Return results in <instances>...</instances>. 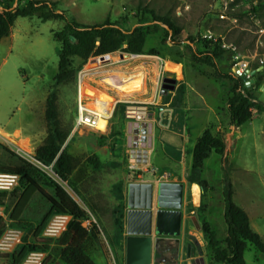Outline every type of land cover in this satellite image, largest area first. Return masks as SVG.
Returning a JSON list of instances; mask_svg holds the SVG:
<instances>
[{
  "label": "rangeland",
  "instance_id": "rangeland-1",
  "mask_svg": "<svg viewBox=\"0 0 264 264\" xmlns=\"http://www.w3.org/2000/svg\"><path fill=\"white\" fill-rule=\"evenodd\" d=\"M14 1H5L4 5L10 6ZM39 1L53 3L54 8L62 11L67 19H73L80 25L100 24L109 20L117 22L126 30L138 22L140 15L136 12L140 6L152 10L157 16L169 19L181 31L173 39H169L162 27L158 28L157 32L147 35L144 53L136 58L133 57L134 54L121 51L107 54V63L98 65L95 73L88 75L90 79L80 76L78 81V74L82 69L97 65L95 58L98 56L89 57L83 64L80 59L75 58V79L65 84H56L54 75L59 44L53 33L63 28L64 21L54 18L43 21L36 16L16 18L10 28L14 37L12 51L5 55L0 49V166L7 169L0 173V191L10 193L18 187L19 176L11 170L18 165L19 158L26 159L40 171L38 181L46 193L53 194V189L47 185L44 175L60 183L88 212L89 219L100 218L99 225L113 223L119 219L124 207V183L131 175L132 178L136 176L128 168L127 159L129 149L135 143L133 128L123 119L124 104L119 101H147L149 112L155 111V125L160 131L162 125L157 124L159 115L153 105L154 99H157L158 106L161 107L169 102L168 107L173 108L172 122L179 127L185 124L188 139L186 150L177 154L170 147H166L165 151L164 144L157 140V137L154 138L156 149L153 155L160 168L158 170L161 172L163 167L167 168L166 152L171 151L173 157L177 160L180 158L176 165L177 170L189 176L190 182L197 184V180L206 181L204 188H200V201L194 212L198 226L196 233L202 237V241L205 243L206 240L200 225L203 221H208L224 245L226 225L223 220V176L231 183L233 202L247 213L252 229L264 241V111L253 109L249 121L239 127L230 125L227 112L229 85L218 75L231 74L229 51L224 49L225 54L212 65L198 61L194 55L203 51L200 39L210 32L219 42L223 39L226 44L236 45L241 53L248 54L247 51H251L252 56L256 54L257 57L250 60L249 67H258L256 61L259 58L264 59V36L262 45L257 46L256 42L257 28L259 25L264 26V0H260L263 4L256 14L259 25L249 18V8L255 5L251 0L230 1L227 20L218 17L223 11L224 0ZM257 1L259 0H255V3ZM24 2L25 0H16V5H22ZM145 15L151 18L150 14ZM230 18H235L236 22L230 23ZM150 49H155L158 53L150 54ZM168 58L178 63L166 60ZM122 66L129 71L123 72ZM168 71L183 80L179 83L176 80L173 89L162 94V79L174 78L173 75H168ZM110 72H114L112 92L111 89L107 90L103 79ZM124 75H127V80ZM128 76L133 85L137 86L133 87L135 92L129 88L131 84ZM254 79L252 75L251 79L246 80L249 87H253ZM92 90L94 94L89 92ZM106 93H110L109 99L104 97ZM252 93L256 101L264 104V77L259 86L253 87ZM52 94L56 97L58 122L68 132L63 147H66L67 152L77 161L72 175L64 181L54 173V167L38 163L35 153L36 147L47 134L45 103L47 97ZM96 94H102L101 97L108 99L107 102L118 100L108 127L101 129L76 126L78 99L80 101L81 97L85 98L83 103L90 105L92 97ZM182 106L191 109L186 121V112L184 113ZM165 116L167 114L162 112V121ZM107 123L108 121L106 126ZM146 124L149 126L150 121ZM206 129L223 139L226 149L221 155L211 153L204 160L201 169L194 173L190 166V150ZM151 137L147 135L148 139ZM92 155L98 157V166L88 162V157ZM143 167L139 165L133 171L138 172V169ZM86 175L89 177L84 178ZM14 201V198L8 197L0 205V264H64L59 259L62 248L60 237L65 230L67 219L58 217L62 215H52L42 232L34 237L32 229L48 212V201L39 193L31 198L22 214L23 223L28 225L15 223L9 218ZM82 223L88 225L87 221ZM102 229L108 238L104 226ZM80 235L75 233L73 241L79 239ZM98 237L97 243L101 242L108 253V241L105 243V237L100 234ZM25 242L37 244L41 250L27 254L16 263L17 254ZM243 258L244 264H264V254L258 252L251 243H247Z\"/></svg>",
  "mask_w": 264,
  "mask_h": 264
},
{
  "label": "trees",
  "instance_id": "trees-1",
  "mask_svg": "<svg viewBox=\"0 0 264 264\" xmlns=\"http://www.w3.org/2000/svg\"><path fill=\"white\" fill-rule=\"evenodd\" d=\"M262 4V1H257L255 5L249 8L251 11L249 13L257 14ZM136 13L140 15L138 22L129 30L123 29L117 22L109 20H105L100 24L80 25L73 19H67L62 11L54 8L53 3L25 0L22 5H16L15 7L10 5L0 11V40L8 36L12 24L18 17L36 16L43 21L50 18L63 20V28L53 33L54 39L59 44L54 81L56 84H65L75 79L77 71L73 66L75 58L80 59L83 64L91 56L107 55L116 51L128 54H143V47L148 34L155 33L158 28L162 27L165 35L169 39H173L181 31L172 21L155 15L152 10L138 6ZM145 13L150 14L151 18L146 17ZM70 37H73V41H71ZM200 46L203 51L194 55L197 56L196 59L198 61L206 64H214L215 60L225 54V50L217 43L205 38L200 39ZM149 53L158 52L155 49H150ZM166 60L178 63V61L170 58ZM113 74L114 72H110L103 77L104 83L108 87L107 90L111 89V92L114 87ZM218 75L221 78L223 77V80H226L229 85L227 112L230 125L239 127L249 121L252 117L253 109L264 111V104L256 101L252 93L253 87L259 86L264 77V63L261 69L255 68L253 87H249L241 77H234L232 74L219 73ZM107 97H110V93H107ZM44 118L47 123V134L45 139L35 149L36 158L45 165L53 163L54 172L64 181L72 175L77 161L67 152L66 147L62 148L68 132L58 122L56 97L53 94L46 99ZM225 149L226 143L223 139L214 136L207 129L204 130L191 150V171L194 173L199 171L204 160L211 153L221 155ZM5 150L12 154L7 148ZM87 160L94 166L99 164L96 155L88 157ZM4 171H7V169L0 166V173ZM11 171L19 176L18 187L10 193L0 191V205L8 197L15 199L9 218L15 223L28 225V223H23L22 214L31 198L36 193L41 194L48 201L49 210L32 229V235L37 237L52 215L70 216L60 237L62 245L59 254L60 261L64 264H98L91 258L85 242L77 245L68 244L74 233L83 235L86 238V242L91 241V243H94L98 241L96 225L93 222H90L88 227L82 225V222L88 218V212L75 201L60 183L44 175L47 179V185L53 189V194L46 193L38 181L40 171L26 159L19 158L18 165L14 166ZM196 182L200 188H204L206 185V181L202 179ZM222 189L224 201L223 220L226 225V236L223 239L224 245L217 238L208 221H203L200 228L205 236L211 262L244 264L243 253L247 243H251L258 252L264 254V241L252 229L247 213L233 202L231 183L226 176L222 178ZM114 224L118 230H121L119 219L115 220ZM40 250L39 245L25 242L21 246L15 262L19 263L27 254Z\"/></svg>",
  "mask_w": 264,
  "mask_h": 264
},
{
  "label": "crops",
  "instance_id": "crops-1",
  "mask_svg": "<svg viewBox=\"0 0 264 264\" xmlns=\"http://www.w3.org/2000/svg\"><path fill=\"white\" fill-rule=\"evenodd\" d=\"M13 38V34L10 31L8 36L0 40V49L4 51L1 53L8 55L12 51ZM138 56L140 55L138 54ZM122 70L123 72L129 71L124 66H122ZM168 72V75L174 76L175 84L176 80L178 83L183 80L175 73ZM115 101L116 103L118 102V100ZM158 102L157 99H154L153 105L155 106L154 108H157L156 114L159 115L157 124L162 125L160 131L156 129L155 111L152 110L150 112L152 116H149L148 119L150 121L148 126L150 133L148 136L152 137L147 141L146 147H132L129 149L130 152L142 156L143 163L140 165L144 167L143 169H138V172L132 171V174H136L135 178H132L131 175L124 183L125 201L119 217L121 230L116 228L114 222L108 225H99L100 218H87L85 221H87L88 225L82 223L85 227H88L90 222L96 225L99 234L105 237V243L108 241L109 254L104 246L101 245V242L100 244L97 242L91 243V241L86 242V238L83 235L73 241L74 233L68 242L69 245L85 242L91 258L98 264L136 263L135 254L137 253L128 249V246L132 247L127 241L130 235L149 238L148 243L144 240L138 241L134 245H144L149 248L150 264L213 263L210 261L206 241L204 243L201 239L202 237L196 233L194 212L198 208L200 201L199 185L190 182L188 180L189 176L177 170L176 165L180 162L178 161L180 158L177 160V158L173 157L171 151L166 152L168 156L166 155L165 163L168 166L167 168L163 167L161 172L158 170L160 168L154 159L155 156L153 154L156 149L154 138L156 137L157 140L164 144L165 151L166 147H170L177 154L180 151L182 154L186 150L185 145L188 143L185 134V124L179 127L172 122L173 108L168 107L169 102L165 103L163 107L158 106ZM182 110L184 113L186 112L184 114V121H186L191 109L188 106H182ZM162 112L167 114L163 121L161 120ZM87 177L89 176H84V178ZM150 190L151 201L149 202L148 194ZM58 217L66 218V223L70 219V216L66 215ZM103 226L108 232V238L103 234Z\"/></svg>",
  "mask_w": 264,
  "mask_h": 264
},
{
  "label": "built area",
  "instance_id": "built-area-1",
  "mask_svg": "<svg viewBox=\"0 0 264 264\" xmlns=\"http://www.w3.org/2000/svg\"><path fill=\"white\" fill-rule=\"evenodd\" d=\"M5 1H8V0H0V11H3L4 7H7V6L4 5ZM230 1H232V0H228V1L224 0L222 2L223 11L218 15L219 19H221V20L229 19L227 17V13H228V3ZM252 3L255 4V1H253ZM16 4L17 3H16V0H15L11 4V7H15ZM249 18L252 19L253 22H255L256 24L259 25L256 13H250L249 14ZM230 19H231L230 23H235L236 22L235 18H230ZM257 34H258V38H257V41H256L257 42V46H258V44L262 45V37L264 36V26H261V25L258 26ZM203 38H205L207 40H211L212 42L217 43L221 48L226 49V50L229 51L230 57H231V67H230L231 72L230 73L234 77H241V78H243V80L245 82H246L247 79H251L252 78V75L254 74L255 69H251L249 67V64H250V60H254L255 57H257L256 54H255V56H252V52L251 51H247L248 54L241 53L238 50V47L236 45H233L231 43L226 44V42L222 39V37H220L222 40L219 42L217 37H215L210 32L205 33L203 35ZM106 57H107V55H104V56L101 55V56L96 57L95 58V60H96L95 63H98V64L93 66V67H90L89 69H86V70L82 69L79 72V74H78V81H79L80 76H86L87 78H89L88 75H92L93 73H95V70L98 69V67H97L98 65H100V64L104 65L105 62L107 63L108 59H106ZM263 63H264V59H262V58H259L256 61L258 69H260L262 67ZM119 102H122L124 104L123 109H122L123 119L125 121H127V123L133 129H134L133 125L135 123H137L140 126L142 123H146L148 121L150 112H149V109H148V102L147 101H140V100H135V99H127V100H121ZM117 103H115V105H114V107L112 109V112L115 109V106H116ZM110 118H111V116H110ZM109 119H108V123H107L106 128L108 127ZM76 126H90V127H93V128L96 127V119H95V116H94L93 112H91L89 109H86V108L82 107L81 104H80L79 99H78V102H77V122H76ZM139 136H140V134H138V137ZM127 159H128V168L131 171L136 170L138 165L143 163L141 155L132 153L130 151L128 153V158ZM37 161H38V163H40L43 166L50 165L51 168L53 167V163L45 165L41 161H39L38 159H37Z\"/></svg>",
  "mask_w": 264,
  "mask_h": 264
},
{
  "label": "water",
  "instance_id": "water-1",
  "mask_svg": "<svg viewBox=\"0 0 264 264\" xmlns=\"http://www.w3.org/2000/svg\"><path fill=\"white\" fill-rule=\"evenodd\" d=\"M71 41H73V37H70ZM175 84V79L173 78H168V77H164L162 79V84H161V93L165 94L168 90L173 89V85ZM247 84V83H246ZM134 129H133V133H134V138L133 140H135V143L133 144L134 148L140 147V148H144L147 145V141L149 140L147 138V134H149V130L147 128V124L146 123H142L140 126L135 123L134 125ZM138 134H140V136L138 137ZM137 140H139V142H137ZM63 148V146H62ZM149 202L151 201V190L149 191ZM195 227L198 229V226L195 222ZM147 241V243L149 242V238L148 237H143V236H137V235H130L127 239L128 243L132 246H128V249L131 251H135L137 254L136 255V263L133 264H150V254H149V248L145 247L144 245H134V243L136 242H140V241Z\"/></svg>",
  "mask_w": 264,
  "mask_h": 264
},
{
  "label": "bare ground",
  "instance_id": "bare-ground-1",
  "mask_svg": "<svg viewBox=\"0 0 264 264\" xmlns=\"http://www.w3.org/2000/svg\"><path fill=\"white\" fill-rule=\"evenodd\" d=\"M134 58L139 57L137 54L133 55ZM96 62V61H95ZM127 78V75H124V79ZM128 80L130 82L131 85H129V88H131L133 90V92H135V89L133 87H137V86H133V83L130 80V76H128ZM87 92V91H86ZM90 93L94 94V90L89 91ZM87 94H85L86 96ZM88 97V96H87ZM104 97H107V93L104 95ZM102 98L99 96H94L92 97V103L90 105L84 104L83 101L85 98L82 99V97L80 98V104L82 107L89 109L91 112H93L95 119H96V127L103 129V127H106V122L108 121V119L110 118L111 114H112V109L116 103V101L111 102H107L106 98ZM88 100V99H87ZM90 100V99H89Z\"/></svg>",
  "mask_w": 264,
  "mask_h": 264
},
{
  "label": "flooded vegetation",
  "instance_id": "flooded-vegetation-1",
  "mask_svg": "<svg viewBox=\"0 0 264 264\" xmlns=\"http://www.w3.org/2000/svg\"><path fill=\"white\" fill-rule=\"evenodd\" d=\"M148 130H150V129H148ZM147 135H149V134H147Z\"/></svg>",
  "mask_w": 264,
  "mask_h": 264
}]
</instances>
